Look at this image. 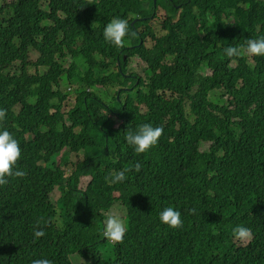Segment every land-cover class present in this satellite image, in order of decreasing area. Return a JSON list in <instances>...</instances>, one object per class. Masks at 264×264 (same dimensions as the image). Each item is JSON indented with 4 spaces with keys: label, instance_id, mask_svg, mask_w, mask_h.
Listing matches in <instances>:
<instances>
[{
    "label": "trees",
    "instance_id": "obj_1",
    "mask_svg": "<svg viewBox=\"0 0 264 264\" xmlns=\"http://www.w3.org/2000/svg\"><path fill=\"white\" fill-rule=\"evenodd\" d=\"M113 18L128 21L120 49L103 35ZM261 36L264 0H0V131L27 173L0 186V264H264V56L224 53ZM63 79L88 91L67 108ZM99 87L115 89L110 104ZM142 124L163 135L136 154L125 131ZM165 207L182 227L160 221ZM118 210L127 232L112 244L104 221Z\"/></svg>",
    "mask_w": 264,
    "mask_h": 264
},
{
    "label": "clouds",
    "instance_id": "obj_2",
    "mask_svg": "<svg viewBox=\"0 0 264 264\" xmlns=\"http://www.w3.org/2000/svg\"><path fill=\"white\" fill-rule=\"evenodd\" d=\"M128 34V21L127 19L121 18H113L105 26L103 33L105 41L112 44L117 49L124 46V38ZM131 35L135 36L136 33L133 32ZM224 53L230 59L241 56H247L250 59L264 56V36H261L258 39H246L245 44L239 47H227L224 49ZM233 62H235V60H233ZM78 94H80L79 88L75 87V96ZM6 115L7 110L0 109V121H3ZM162 135L163 127H153L151 124L139 125L135 132H133L128 125L127 130L125 131L127 144L133 148L136 154H145L149 152L158 144ZM20 158L21 148L18 141L9 131H0V186L8 184V178H23L27 175L26 172L18 170L17 164ZM130 170L131 169H124L119 172H112L105 177V180L110 184L122 183L127 179L125 173ZM135 170H140L139 164L135 166ZM190 211L194 212L195 210L192 209ZM159 219L164 225L172 229H178L182 227L183 224L181 213L172 207H165L160 212ZM126 232L127 227L122 215L116 211L110 212L104 221L103 235L105 239L112 244H120L123 243ZM232 233L234 239L244 245L252 239L251 229L244 226H236L232 229ZM44 235L45 233L42 230L34 231V236L37 239ZM32 264H52V261L46 258H41L33 260Z\"/></svg>",
    "mask_w": 264,
    "mask_h": 264
},
{
    "label": "rangeland",
    "instance_id": "obj_3",
    "mask_svg": "<svg viewBox=\"0 0 264 264\" xmlns=\"http://www.w3.org/2000/svg\"><path fill=\"white\" fill-rule=\"evenodd\" d=\"M165 19H166L165 13L161 9H159L156 13V21H155V25H154L155 29L159 27V26H157V23L162 22ZM159 28H161V27H159ZM30 69L32 71H34L33 68H30ZM147 70H148V65L142 61H139V59H134L133 61H131V64L129 66V72L134 73V74H140L143 77H146V71ZM104 72H105L104 74H107L108 70H106ZM148 82H149V80H148ZM77 86H78V84L76 83L75 87H77ZM75 87L68 86L67 82H65L64 79L62 80L61 90H62V92L65 93L66 96H68V100L65 104L66 108L71 103H73L76 99ZM79 91H80V93H82V92H85L87 90H84V88L81 86V87H79ZM92 91H93V93L94 92L97 93L101 97V99H103L107 104H110L113 101L111 97H113L116 94V91L114 88L111 89L108 87L107 88L106 87H99V89H96V90L93 89ZM124 97H125V95H124ZM213 100L216 102H218L220 100V92L213 93ZM65 110H68V109H65ZM16 112L19 113L20 109H17ZM103 113H105V111ZM72 158L75 160L76 156L72 155ZM64 175H66L65 172H64ZM86 181H87L86 179L80 180V183H79L80 188H84L83 186L85 185ZM60 197H61L60 192L58 190H56L52 194L53 203H57L60 200ZM116 212H119L122 215V218L124 217L123 212H121L119 210ZM239 243H240V245H244V244H241V242H239ZM71 260H72V264H86L87 263L85 260L81 259L79 257V255H74V257H72Z\"/></svg>",
    "mask_w": 264,
    "mask_h": 264
}]
</instances>
